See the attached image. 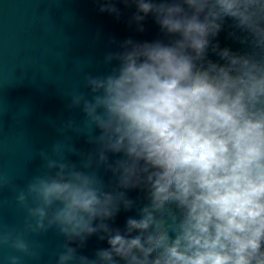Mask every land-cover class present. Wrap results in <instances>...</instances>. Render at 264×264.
I'll return each instance as SVG.
<instances>
[{
	"label": "clouds",
	"instance_id": "9594fccd",
	"mask_svg": "<svg viewBox=\"0 0 264 264\" xmlns=\"http://www.w3.org/2000/svg\"><path fill=\"white\" fill-rule=\"evenodd\" d=\"M97 2L119 19L115 0ZM122 2L136 31L151 16L160 34L109 40L110 70L70 93L85 118L65 127L92 147L34 153L40 167L13 187L23 225L0 227L5 264L37 259L28 235L49 230L62 238L54 264H264V0ZM94 235L108 246L81 254Z\"/></svg>",
	"mask_w": 264,
	"mask_h": 264
},
{
	"label": "water",
	"instance_id": "95a60500",
	"mask_svg": "<svg viewBox=\"0 0 264 264\" xmlns=\"http://www.w3.org/2000/svg\"><path fill=\"white\" fill-rule=\"evenodd\" d=\"M115 2L119 19L99 12L97 0H0V175L12 182L0 189V227L23 225L25 212L15 204L13 187L22 188L40 167L34 153L56 140H64L63 149L69 145L79 151L91 149L86 135L65 127L70 120L82 126L85 118L79 107H70V93L74 89L88 92L84 73L110 70L102 63L109 40L151 41L159 36L151 16L144 21V31L138 32L129 22L135 6ZM218 39L221 46L239 47L224 32ZM68 156L79 162L77 155ZM109 175L105 174L106 180ZM129 195L142 197L137 191ZM133 215L134 210L121 211L114 226L122 229L126 217ZM28 239L39 245L40 255L26 258L23 264H54L62 238L49 230L29 234ZM107 246L94 235L79 251L91 257L97 248ZM9 251L0 249V264H5L3 257Z\"/></svg>",
	"mask_w": 264,
	"mask_h": 264
}]
</instances>
